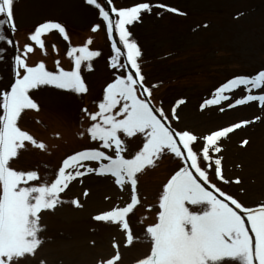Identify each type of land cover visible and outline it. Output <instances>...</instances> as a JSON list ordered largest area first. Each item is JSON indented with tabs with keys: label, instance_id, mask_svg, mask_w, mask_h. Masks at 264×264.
I'll use <instances>...</instances> for the list:
<instances>
[{
	"label": "rangeland",
	"instance_id": "374dc122",
	"mask_svg": "<svg viewBox=\"0 0 264 264\" xmlns=\"http://www.w3.org/2000/svg\"><path fill=\"white\" fill-rule=\"evenodd\" d=\"M137 1L112 0V3L119 9L133 6ZM146 1L152 4L160 2L186 13L183 16L175 13L180 18L173 19L169 12L155 8L143 24L138 22L130 26L132 38L142 51L139 63L141 69H145L143 75H147L148 85H164L159 95L163 97L165 113L171 117V109L177 101H185L176 108L179 121L172 120V127L203 136L212 130L259 116L260 120L251 123L252 129L247 125L230 133L228 138H222L221 153H210L223 157V175L230 183L217 180L211 171L209 178L246 206L264 204V108L258 102L228 108L229 101L205 106V101L212 99L216 89L229 79L251 76L264 70V0ZM97 2L107 10L101 0ZM14 16L21 45L19 51L22 52L25 45L34 48V53L27 57L30 66L42 61L43 49L31 41L30 35L26 37L27 33L49 21L65 25L74 44L101 52L100 57L82 63L81 75L89 89L87 93L75 94L42 87L31 93L40 110H26L18 121V126L38 142H43L46 149L27 144L25 149L19 150L18 157L10 162V166L22 171L38 170L42 177L51 180L68 155L98 147V142L90 141L86 134L92 122L81 110L98 111L97 102L102 99L104 88L114 79V73L118 74L109 67V58L113 55L111 40L105 23L99 17V10L85 0H16ZM204 24L208 27H203ZM95 25H100V28L94 32L92 28ZM41 39L48 54L58 51L56 62L62 54L60 68H74L73 59L67 55L71 49L70 39L65 40L58 30L43 34ZM0 46L6 47L2 42ZM177 51L179 55H176ZM154 53L159 59H155L156 66L152 67L144 58ZM50 60V66L46 65L50 68L47 69L56 71V62L52 64ZM88 63L92 65L91 71L86 67ZM11 64L12 60L6 61L5 65L0 64V89L9 88L8 84L12 82L14 72ZM177 74L188 76L179 87L171 85L166 88L165 84ZM226 94L234 101L246 93L241 87ZM253 94H257V90ZM221 107L225 108L224 112L219 111ZM81 133L85 135L81 137ZM244 140L248 141L246 145H242ZM140 143L137 138L129 141L130 150L124 154L126 158ZM104 151L107 153L109 150ZM85 163L88 166L94 164ZM179 164L178 159L166 155L156 167L138 174L141 203L128 218L134 236L128 246H125L126 234L120 226L97 222L93 217L115 207L126 206L130 202L129 186L121 191L114 178L109 176L87 174L78 178L70 185V190L61 193L67 202L58 205L54 211L41 213L40 223L45 230L40 235L44 243L28 264H39L41 260L43 264H99L100 258H110L115 254L116 249L112 248L114 240L119 244L121 254V261L117 264H136L150 251V244L144 240V229L157 222L158 196ZM237 178L241 183H234ZM85 191L87 196L83 195ZM72 199H79L83 207L72 205ZM148 206H151L150 211Z\"/></svg>",
	"mask_w": 264,
	"mask_h": 264
},
{
	"label": "snow or ice",
	"instance_id": "6c2138e0",
	"mask_svg": "<svg viewBox=\"0 0 264 264\" xmlns=\"http://www.w3.org/2000/svg\"><path fill=\"white\" fill-rule=\"evenodd\" d=\"M85 2L99 10V17L106 24L113 53L109 67L118 74L114 73V79L104 88L102 99L97 102L98 111L81 110L92 122L86 134L90 141L98 142V147L68 155L54 178L49 180L38 170L22 171L10 166L19 150L25 149L27 144L46 149L43 142L22 130L18 121L26 110H40L31 93L42 87L87 93L89 89L81 75L82 63L100 57L101 52L87 47L71 48L67 55L73 59L72 70L60 68L59 61L56 71L48 70L42 61L30 66L27 57L34 48L25 45L20 52L5 32L7 29L14 35L17 31L16 0H0V42L16 48L13 82L9 88L0 89V264H28L29 259L36 257L38 248L44 243L40 235L45 230L40 223L41 213L54 211L58 205L67 202L61 193L70 190L74 181L87 174L114 178L121 191L129 186L130 202L126 206L97 214L93 219L120 226L126 234L125 246L132 244L134 236L128 218L141 203L138 174L156 167L166 155L178 159L180 164L158 196L157 222L144 229V240L150 244V251L136 264H264V204L246 206L209 178L211 171L217 180L230 183L223 175V157L210 153H221L222 138H228L230 133L261 118L236 122L203 136L189 130H176L171 121H179L176 108L185 101H177L171 109V117L162 107L152 103L151 88L144 83L146 78L139 63L142 51L132 38L130 26L142 22V14L151 13L153 7L181 16L186 13L160 3L141 2L119 9L111 7L112 18L97 0ZM107 2L111 5L112 0ZM99 28L100 25H95L92 31ZM51 30H58L65 40L69 39L65 27L51 21L37 26L30 39L43 49L41 37ZM114 33L118 39L114 38ZM88 43L91 44V40ZM6 47L0 46V61L5 58ZM76 53L78 55H74ZM86 67L92 70L91 63ZM241 87L246 94L234 101L226 94ZM254 90L257 94H253ZM225 101H229L228 108L250 102H258L264 108V70L229 79L216 89L212 99L205 101V106L220 105ZM219 111L224 112L225 108L221 107ZM83 135L85 133H81V137ZM133 138L140 139L141 143L126 158L124 154L129 152V141ZM247 143V140L242 141V145ZM101 149L109 151L106 153ZM85 162L94 164L88 166ZM234 183L241 181L237 178ZM83 195L87 196V191ZM70 203L77 208L83 207L79 199H72ZM112 248L116 249L115 254L100 258L99 264L121 261L119 244L115 240Z\"/></svg>",
	"mask_w": 264,
	"mask_h": 264
}]
</instances>
